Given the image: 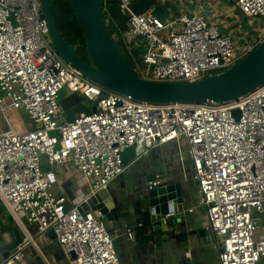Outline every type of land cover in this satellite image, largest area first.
<instances>
[{
	"label": "built area",
	"instance_id": "built-area-1",
	"mask_svg": "<svg viewBox=\"0 0 264 264\" xmlns=\"http://www.w3.org/2000/svg\"><path fill=\"white\" fill-rule=\"evenodd\" d=\"M107 1L127 17L122 40L129 52H141L145 80L195 81L224 72L264 40V0H236L247 22L257 23L256 35L241 33L242 43L196 13L167 9L160 19L151 9L135 13L138 0H103V7ZM179 1L186 9L193 0ZM116 32L110 34L118 42ZM48 33L38 0H0V119L9 122L8 110L23 111L33 124L0 133V204L23 233L0 264H28V245L51 264L27 225L36 234L52 230L68 264H122L114 241L124 233L135 245L134 228L110 235L89 198L122 174L126 150L140 146L147 152L179 140L186 142L197 188L188 212L204 210L218 264H264V84L228 103H141L86 79L59 57ZM63 90L95 110L66 122L59 106ZM65 164L89 188L70 209L66 196L53 191L58 180L52 168Z\"/></svg>",
	"mask_w": 264,
	"mask_h": 264
},
{
	"label": "water",
	"instance_id": "water-1",
	"mask_svg": "<svg viewBox=\"0 0 264 264\" xmlns=\"http://www.w3.org/2000/svg\"><path fill=\"white\" fill-rule=\"evenodd\" d=\"M38 1L49 29L50 43L56 53L63 61L79 70L86 79L108 92L130 96L135 101L150 104H220L235 101L264 84V40L224 72L195 81L155 82L139 77L109 33L103 12V0H69L84 38L86 60L60 34L50 0ZM59 106L66 122H73L77 114L89 115L95 110L94 106L88 105L76 93L62 98ZM233 114L239 117L237 110ZM144 153L140 146L126 150L122 154L123 166L129 165ZM116 195L107 188L101 189L91 195L88 201V206L96 216H101L112 236L113 230L120 228L118 225L124 221L136 219L145 225L160 228V217L179 214L184 210L185 195L180 183L166 182L150 186L140 192L132 207H128ZM72 206L73 204H68L66 209ZM255 223L259 224V221L256 220ZM128 227L129 224L125 229ZM120 230L121 233L124 231L122 228ZM49 234L50 231L43 233L45 236ZM22 236L23 233L14 224L11 216L1 220L0 257L12 251L22 241ZM33 241L36 244V236ZM27 251L32 256L37 255L31 245H28ZM70 256L73 258V253Z\"/></svg>",
	"mask_w": 264,
	"mask_h": 264
},
{
	"label": "crops",
	"instance_id": "crops-1",
	"mask_svg": "<svg viewBox=\"0 0 264 264\" xmlns=\"http://www.w3.org/2000/svg\"><path fill=\"white\" fill-rule=\"evenodd\" d=\"M173 2L175 0H153L149 9L155 14L158 9L165 10V14L167 9L176 15L196 13L208 22L216 24L222 33L229 36H240L243 33L245 17L236 8V0H193L186 9L178 5L179 0ZM7 116L9 122L0 119V133L9 126L15 130H28L19 121V111L8 110ZM180 141H183V147L188 153L184 140L153 148L126 165L122 174L111 180L107 186L108 191L117 194L128 207H132L140 192L153 182L180 183L185 195L183 212L175 213L166 224H161L160 228L145 225L136 219L118 225L124 230L129 224L135 231V245L124 233L115 238V249L122 264H218L214 236L208 229L204 210L197 208L188 212L196 205L197 188L192 178L190 159L183 160L181 164L176 155L175 148L179 149ZM52 169L58 180L53 191L56 195H65L67 205L76 204L87 194V182L72 165L65 164ZM7 216L0 205V221ZM7 225H10L8 221ZM31 229V234L37 235L35 227Z\"/></svg>",
	"mask_w": 264,
	"mask_h": 264
},
{
	"label": "rangeland",
	"instance_id": "rangeland-1",
	"mask_svg": "<svg viewBox=\"0 0 264 264\" xmlns=\"http://www.w3.org/2000/svg\"><path fill=\"white\" fill-rule=\"evenodd\" d=\"M152 5L153 4H151L146 9L143 8V10H138L137 6L133 5L132 9L135 13H141V12H144V11L148 10L149 8H151ZM155 15L157 17H159L160 19H164L167 17V14H165V10H162V9H158ZM256 24L257 23H254V22L248 23L247 20L245 19V21L243 22V29L244 30H243L242 35H244L246 33H248L250 36L256 35L254 30H253ZM242 35H240V36H233L232 35V40L233 41L238 40L239 43H242V40H241ZM119 46L122 48V50H124V52L126 53L128 58L130 59L131 63L133 64L135 71L137 72L139 77H141L142 76V67H143L142 61L140 58L141 52L140 51L139 52H132V53L129 52L127 50V48L124 46L123 41L121 43H119ZM68 94H69L68 90L61 91L59 93V101L62 98H64L65 96H67ZM0 95H2L1 92H0ZM19 119H20L19 121H21V123L25 129L33 128V124L29 120V117L27 116V114L25 112L19 111ZM179 144H180V147H179V149L175 148V152H176V155L179 157V160L181 161L180 163L183 164V160L188 159L189 157H187L188 153H186L185 148L183 147V145H184L183 141H180ZM135 182H136V179L133 181V184H135ZM1 209H2V211L5 212L4 206L1 205ZM260 218L262 221H264V215L260 216ZM27 227L30 231H32L30 225H27ZM35 236H36V241H35L36 244L38 245L40 250L43 252V254L46 256V258L51 262V264H68V256L53 241V240H55V235H54L52 230H50L49 236H44L43 234H37ZM8 254H6L4 256H7ZM25 260L28 264H43L42 258L40 256H38V255L32 256L27 250L25 252Z\"/></svg>",
	"mask_w": 264,
	"mask_h": 264
},
{
	"label": "trees",
	"instance_id": "trees-1",
	"mask_svg": "<svg viewBox=\"0 0 264 264\" xmlns=\"http://www.w3.org/2000/svg\"><path fill=\"white\" fill-rule=\"evenodd\" d=\"M52 11L58 25V29L64 40L75 48L77 54L84 60H86V50L83 35L81 33L78 21L71 8L69 0H50ZM153 4V0H138L134 5L138 10L149 7ZM104 16L108 20L107 29L111 33L114 29H117L116 38L118 39V46L121 43L123 33L126 31L127 17L118 8V5L114 1H107L104 3ZM109 14V15H108ZM120 47V46H119ZM122 50V48L120 47ZM124 52V50H122ZM126 55V53L124 52ZM128 58V56L126 55ZM131 63L130 59L128 58ZM133 66V64L131 63ZM16 111V110H15ZM32 129V128H31Z\"/></svg>",
	"mask_w": 264,
	"mask_h": 264
}]
</instances>
